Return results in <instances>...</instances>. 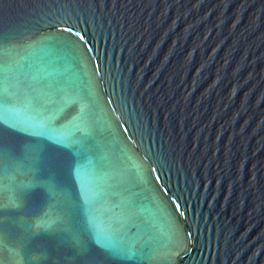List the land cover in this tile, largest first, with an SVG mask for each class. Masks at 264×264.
Wrapping results in <instances>:
<instances>
[{
  "label": "water",
  "instance_id": "1",
  "mask_svg": "<svg viewBox=\"0 0 264 264\" xmlns=\"http://www.w3.org/2000/svg\"><path fill=\"white\" fill-rule=\"evenodd\" d=\"M0 192V264H264V0H0Z\"/></svg>",
  "mask_w": 264,
  "mask_h": 264
},
{
  "label": "clouds",
  "instance_id": "2",
  "mask_svg": "<svg viewBox=\"0 0 264 264\" xmlns=\"http://www.w3.org/2000/svg\"><path fill=\"white\" fill-rule=\"evenodd\" d=\"M0 206H11L13 208H19L21 207V202L16 199L15 204H10L5 199L2 201V203H0ZM48 212H49V205L44 209V211L41 213L39 217H35L33 219V224H32L33 231H39L41 229L47 230L53 227V225L47 223Z\"/></svg>",
  "mask_w": 264,
  "mask_h": 264
},
{
  "label": "snow or ice",
  "instance_id": "3",
  "mask_svg": "<svg viewBox=\"0 0 264 264\" xmlns=\"http://www.w3.org/2000/svg\"><path fill=\"white\" fill-rule=\"evenodd\" d=\"M3 195V193L2 192H0V196H2Z\"/></svg>",
  "mask_w": 264,
  "mask_h": 264
}]
</instances>
